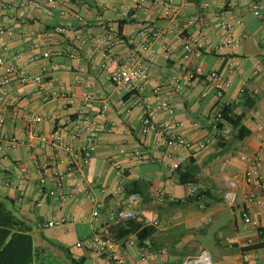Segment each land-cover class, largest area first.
<instances>
[{"label": "crops", "instance_id": "0c3cea01", "mask_svg": "<svg viewBox=\"0 0 264 264\" xmlns=\"http://www.w3.org/2000/svg\"><path fill=\"white\" fill-rule=\"evenodd\" d=\"M59 1L64 7L71 6L69 0ZM138 1L87 0L90 9L79 7L85 24L80 26L74 21L63 34L57 27L65 24L66 19L59 15L49 19L40 11L23 10L17 0H0V25H10L15 30V36L10 39L11 56L22 51L24 58L29 57V45L33 42H40L52 51L72 50L77 46L75 35L79 29L100 36L110 24L120 25L123 21L121 34L127 42L119 44L115 52L124 57L135 47L132 40L143 24L152 23L162 30V36L154 42L157 53L146 55L152 68L145 93L116 90L111 80L116 63H111L108 70L100 69L102 50L93 42L78 51L76 58H44L29 66V74L42 75L53 90L75 93L76 103L66 106L62 100L52 99L44 104L47 90L34 82L13 84L12 98L20 107L22 118L17 123L8 122L3 130L15 135L21 143L0 149V199H6L8 207L30 228L34 246L43 249L46 255L64 260L65 264H72L67 251L83 260V264H106L103 257L80 245L96 230L106 231L113 239L124 243L129 264H183L205 250L215 264H239L243 243L256 235L255 229L246 224L241 215L246 193L253 192L260 198L257 207L264 229V196L247 182L255 154L263 156L260 173L264 177V143L259 140V137L264 138V0H236L231 10L236 20L234 36L239 39L246 33L248 37L221 52H217L216 47L225 38L218 27L219 14L225 9L224 0L177 1L181 21L204 19L210 23L203 36L213 48L206 50L195 63L222 73H227L231 66L236 67L225 102L234 115L241 117L238 126H231L229 135H218L210 124L217 102L215 91L211 85L198 81L194 87L172 96L173 116L158 113L159 119L175 123L177 132L190 143L178 149L167 147L164 137L157 132L144 134L140 119L144 94L150 96L153 86L170 84L175 76H184L181 67L186 61L182 44L171 32L169 20L162 17L151 2L145 1L143 9L137 10ZM122 5L130 9V17L119 20L120 12L112 8L122 9ZM255 9H259L260 14H255ZM197 29L198 26H189L187 34L200 37ZM261 64L263 67L258 70ZM84 93L93 94L97 100L84 102ZM103 101L110 103L106 119L113 130L100 137L85 172L68 177L64 189H72L73 198L62 202L58 196L40 193V175L34 161L50 160L51 149L41 148L39 140L30 137L23 117L29 113L41 115L44 120L34 126L35 131L59 130L71 139L73 122L80 112L95 114ZM201 143L204 146H200ZM135 151H140L142 156H135ZM243 155L247 159H243ZM16 163L21 166L19 171L13 170ZM118 166L123 173L118 171ZM26 172L31 175L29 181L23 177ZM181 172L185 174L183 179ZM121 183L127 194L139 193V207L144 214L159 218L160 225L151 237L153 247L165 249L166 253L150 254L146 260H141L128 228L108 224L109 214L117 210L123 197L113 196L111 191ZM194 185L201 191L199 200L188 195ZM231 188L239 198L234 207L224 199V193ZM92 196L102 203L101 216L92 223L84 222L82 218L90 217L93 209ZM62 217L68 221L51 228L42 227L43 222ZM259 253L256 264H264V242Z\"/></svg>", "mask_w": 264, "mask_h": 264}, {"label": "built area", "instance_id": "2783aa9c", "mask_svg": "<svg viewBox=\"0 0 264 264\" xmlns=\"http://www.w3.org/2000/svg\"><path fill=\"white\" fill-rule=\"evenodd\" d=\"M20 7L25 10H36L42 12L47 18L52 19L59 15L66 19L65 24L57 27L59 33H67L71 24L77 21L80 26L85 24V17L79 7L90 9V3L87 0H69L71 6L64 7L59 0H17ZM145 1L151 2L159 11L162 17L170 22L171 32L174 37L182 44L183 59L186 61L181 69L184 76H175L172 83L159 84L151 88L150 96L142 97L144 101L143 113L141 116V130L144 134L157 132L165 139V145L170 149H178L182 146H189L190 143L177 132V126L170 121L161 120L158 117L160 111L169 116L175 114V107L172 103V96H176L187 89L196 85L198 81H203L211 85L215 91L217 102L215 104L214 113L211 119V127L218 135H229L231 126L226 125L220 127L224 123V107L225 95L227 88L232 83L231 76L234 74L236 67H229L227 73L218 70H206L195 61L200 60L206 50H210L213 46L204 38L206 28L210 25L204 19H190L187 23L181 21L177 13L178 0H140L135 8L143 9ZM236 0H224V10L219 14L218 27L224 33L225 38L217 45L216 51L221 52L224 48L238 44L242 39L247 38L246 33L242 34L239 39L234 36L236 28L235 16L231 10L235 7ZM122 9L113 7L114 11L120 12L119 20L130 17V9ZM255 14H260L259 9L254 10ZM71 23V24H70ZM189 26H198V34L200 37L187 34ZM15 36V30L10 25H0V149L4 145L16 147L21 141L15 135L3 130L8 122L17 123L21 118V109L12 98V86L15 83L26 84L34 82L40 88L47 90L48 94L44 96V104L49 103L52 99L62 100L66 106H72L76 103V94L66 90H53L52 86L42 75H30L29 66L44 58L57 56H66L76 58L78 51L82 50L86 44L93 42L102 50V60L99 67L102 70H108L111 63H116V69L111 75L113 86L120 92L128 93H145L147 83L151 74V61L146 55H154L157 49L154 42L162 36V30L152 23L143 24L137 31L132 43L135 45L131 48L127 55L122 57L115 52L116 47L126 44L125 37L119 30V24H110L104 34L95 36L92 31L84 33L82 30L76 32V40L78 41L75 49L66 50L59 49L56 51L46 48L40 42H33L29 45L31 54L24 58L22 51L10 55V39ZM194 60V63H192ZM261 64L258 70L262 69ZM168 94H167V93ZM83 101L88 103L96 101L91 93L82 95ZM153 100H151V99ZM110 109V103L103 101L101 108L95 114H86L80 112L77 120L73 122V134L71 139H67L59 130L51 133H38L34 126L44 120V117L34 113H29L23 117L27 124V132L30 137L39 140L41 148L51 149V159L42 161L35 159L34 164L36 171L40 175L38 185L39 192L42 194L58 196L62 202H66L73 198L72 189H64L65 183L69 176L83 174L90 166L92 157L97 149L100 137L113 130L112 124L107 122V113ZM264 143V138L259 137ZM200 146H204L201 143ZM135 156L141 157L140 151L134 152ZM243 159H247L243 155ZM263 164V156L255 154L251 158V167L248 171L247 182L264 196V177L260 173ZM21 168L19 163L14 164L13 170L19 171ZM118 171L123 173L121 167ZM26 181L31 180L30 173L23 175ZM10 182H5L8 185ZM113 196H123L118 203L117 210L112 211L108 216L109 225H121L126 222H135L140 225V231L147 227L156 228L160 225L157 216H149L144 214L139 207L141 196L137 192L126 193L124 185L119 184L111 191ZM189 197L202 198L200 189L192 186L189 191ZM225 202L229 206L238 205V194L231 188L224 193ZM260 198L253 192L246 193L243 197L241 205V215L243 221L251 225L256 235L248 238L242 245V255L239 264H256L260 259L259 247L264 242V229L260 223V210L257 207ZM93 209L90 217L82 218L84 222H94L101 216V201L95 197H91ZM39 206L42 203H38ZM129 205V206H128ZM68 221L62 217L55 220H49L42 223V227L51 228L62 225ZM139 232L131 234L133 243H136L141 255V260H146L151 255H161L166 253L165 249H155L153 247V239L151 236L139 241ZM84 248L92 251L98 256L106 260V264H129L128 252L124 243L113 239L106 231L96 230L91 236L80 242ZM183 264H215L211 254L205 250L197 257L186 260Z\"/></svg>", "mask_w": 264, "mask_h": 264}, {"label": "trees", "instance_id": "16d2710c", "mask_svg": "<svg viewBox=\"0 0 264 264\" xmlns=\"http://www.w3.org/2000/svg\"><path fill=\"white\" fill-rule=\"evenodd\" d=\"M123 21L120 22L119 30ZM224 123L220 127L230 125L236 127L241 122V117L233 114L229 105L224 107ZM247 133V130H244ZM184 173H180L181 179ZM199 200L198 197H195ZM128 232H139V241L151 236L155 228L147 227L140 231V225L135 222H126ZM109 234V233H108ZM110 235V234H109ZM72 264H83V260L76 259L69 251L66 252ZM46 253L43 249L34 246L33 236L30 228L11 210L6 199H0V264H45L42 263Z\"/></svg>", "mask_w": 264, "mask_h": 264}, {"label": "rangeland", "instance_id": "374dc122", "mask_svg": "<svg viewBox=\"0 0 264 264\" xmlns=\"http://www.w3.org/2000/svg\"><path fill=\"white\" fill-rule=\"evenodd\" d=\"M42 263H45V264H65L64 260L57 258V256H53L51 254L45 255V258H43Z\"/></svg>", "mask_w": 264, "mask_h": 264}]
</instances>
